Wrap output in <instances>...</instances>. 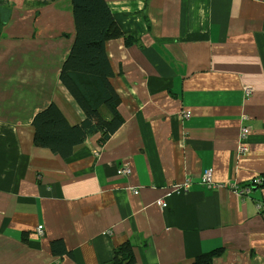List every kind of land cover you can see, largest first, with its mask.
Returning a JSON list of instances; mask_svg holds the SVG:
<instances>
[{
    "label": "crops",
    "instance_id": "1",
    "mask_svg": "<svg viewBox=\"0 0 264 264\" xmlns=\"http://www.w3.org/2000/svg\"><path fill=\"white\" fill-rule=\"evenodd\" d=\"M105 1L123 122L62 159L33 144L32 119L53 103L84 120L59 81L71 0H0V264H111L127 242L133 264L214 249L213 264H264V0Z\"/></svg>",
    "mask_w": 264,
    "mask_h": 264
},
{
    "label": "trees",
    "instance_id": "2",
    "mask_svg": "<svg viewBox=\"0 0 264 264\" xmlns=\"http://www.w3.org/2000/svg\"><path fill=\"white\" fill-rule=\"evenodd\" d=\"M56 0H35L38 7ZM75 36L65 61L59 71V81L84 115V120L70 125L59 108L51 103L32 119L33 144L50 150L66 159L87 138L100 135L104 143L121 126L118 113L120 99L110 78L113 71L105 52V43L123 37L105 0H71ZM126 44L136 39L125 37ZM264 185V176L263 184ZM60 244H55L53 254ZM221 249L198 255L191 264H213ZM134 255L130 242L116 248L111 264H133Z\"/></svg>",
    "mask_w": 264,
    "mask_h": 264
},
{
    "label": "built area",
    "instance_id": "3",
    "mask_svg": "<svg viewBox=\"0 0 264 264\" xmlns=\"http://www.w3.org/2000/svg\"><path fill=\"white\" fill-rule=\"evenodd\" d=\"M248 92V91H247ZM182 116L184 117H189V114L188 112H184L182 114ZM249 134V131L247 129H243L242 132H241V137L244 138L246 137V135ZM245 151V148L243 146H239V152L240 153H243ZM131 173V167H130V164L128 162H124L120 167H119V170H118V174L119 175H123V176H126V175H129ZM191 183V181H187L186 184H183V187L180 188V190H184L186 191L188 188H189V184ZM201 183L203 185H205L206 187H208L209 189L211 188H217V187H220V185H216L215 183H213L212 181V173L210 170H206L204 171L202 174H201ZM158 205L160 207H164V203L163 201H158ZM36 232L38 235H42L43 231L41 229V227H38L36 229ZM54 264H57V263H54Z\"/></svg>",
    "mask_w": 264,
    "mask_h": 264
}]
</instances>
